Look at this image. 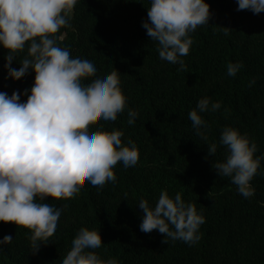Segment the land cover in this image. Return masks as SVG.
Listing matches in <instances>:
<instances>
[{"label": "trees", "instance_id": "trees-1", "mask_svg": "<svg viewBox=\"0 0 264 264\" xmlns=\"http://www.w3.org/2000/svg\"><path fill=\"white\" fill-rule=\"evenodd\" d=\"M206 2L208 23L191 33L193 44L182 57L186 67L178 71V64L159 58L157 43L142 27L150 0H78L71 27L56 34L63 37L58 43L71 56L91 60L97 73L119 71L127 108L115 121L97 120L93 126L123 129L122 139L138 145L139 160L127 169L118 162L116 181L102 188L85 182L67 200L45 198V203L67 208L38 251L30 247V230L0 221V240L13 237L0 245V264H60L81 227L99 230L102 245L95 251L120 264H264V161L251 181L255 194L250 198L213 168L227 154L219 143L225 126L247 133L257 144L255 155L264 153V11L237 10V0ZM6 54L0 47V92L23 93L35 73L5 79ZM25 55L26 48L11 66L18 69ZM230 62L243 65L234 77L226 75ZM204 96L221 102L220 109L201 113L207 140L188 119ZM26 100L27 95L20 96V102ZM128 109L139 113L133 125L127 123ZM211 143L217 144L215 155L208 154ZM161 191L170 196L180 192L198 211L203 209L205 223L196 244L169 240L155 229L140 230L139 200L154 206Z\"/></svg>", "mask_w": 264, "mask_h": 264}, {"label": "clouds", "instance_id": "clouds-1", "mask_svg": "<svg viewBox=\"0 0 264 264\" xmlns=\"http://www.w3.org/2000/svg\"><path fill=\"white\" fill-rule=\"evenodd\" d=\"M77 3L0 0V47L7 50L5 79L19 80L29 70L35 73L32 86L23 93L13 91L9 96L0 92V221L30 230L33 252L53 236L67 208L66 204L45 203V198L67 200L85 182L102 188L116 181L114 166L118 162L127 169L139 160L138 145L131 138L122 139L123 129L93 126L97 120L115 121L127 108L119 71L97 73L91 60L71 56L58 43L63 37L56 34L71 27L70 16ZM209 8L206 0H150L142 27L157 43L161 60L178 64V71L186 67L182 57L193 44L191 33L208 23ZM244 9L259 14L264 11V0H237V10ZM228 30L224 27L225 35ZM25 48L20 67H12ZM242 67L230 62L226 75L234 77ZM21 95H27L26 102H20ZM220 107L221 102L204 96L188 113L192 128L202 139L207 140L208 124L201 113ZM138 115L137 110L128 109L127 123L133 125ZM219 143L227 154L213 168L220 177H229L244 198L252 197L255 188L251 181L261 169L264 153L255 155L256 142L231 126L222 129ZM216 151V143L208 144L209 155ZM138 204L143 210L141 231L155 229L169 240L189 246L200 240L203 209L198 211L180 192L170 196L161 191L154 206L143 198ZM12 240L5 235L0 245ZM101 245L99 230L81 227L60 264H120L115 257L102 258L95 251Z\"/></svg>", "mask_w": 264, "mask_h": 264}]
</instances>
